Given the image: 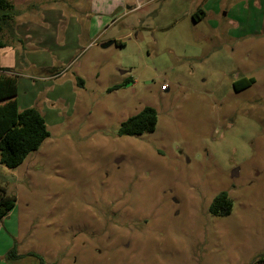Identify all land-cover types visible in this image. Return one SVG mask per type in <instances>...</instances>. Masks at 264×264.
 Masks as SVG:
<instances>
[{
    "label": "rangeland",
    "instance_id": "rangeland-1",
    "mask_svg": "<svg viewBox=\"0 0 264 264\" xmlns=\"http://www.w3.org/2000/svg\"><path fill=\"white\" fill-rule=\"evenodd\" d=\"M91 1L80 4L81 41L71 45L70 18L67 50L25 49L24 70L9 73L19 109L36 108L50 136L19 167L0 164L17 198L0 221V264H38L30 253L46 264L257 263L264 35L252 33L264 0ZM199 6L207 13L194 22ZM111 41L124 45L102 47ZM146 107L155 131L120 136ZM221 192L233 209L217 217ZM15 243L22 257L9 260Z\"/></svg>",
    "mask_w": 264,
    "mask_h": 264
},
{
    "label": "trees",
    "instance_id": "trees-1",
    "mask_svg": "<svg viewBox=\"0 0 264 264\" xmlns=\"http://www.w3.org/2000/svg\"><path fill=\"white\" fill-rule=\"evenodd\" d=\"M14 4L8 0H0V52L6 46L3 40L5 31L13 35L16 18L21 14ZM205 12L198 9L193 15L194 21L203 19ZM124 45L123 42H115ZM8 68L0 66V164L8 169H15L22 165L30 153L37 151L44 141L50 136L44 116L36 108L19 109L18 77L9 75ZM129 81H127L128 83ZM254 80H249L253 84ZM83 86L84 82L79 80ZM158 123V113L152 107L144 108L122 123L119 129L120 136H139L144 133L154 132ZM17 198L9 194L6 187L0 184V221L8 216L15 208ZM233 209V201L227 192H221L215 197L210 206V212L214 216L230 215ZM29 256L38 260V264H46L38 254L30 253ZM17 243L8 254L9 260L19 259ZM264 264V255L257 263Z\"/></svg>",
    "mask_w": 264,
    "mask_h": 264
},
{
    "label": "crops",
    "instance_id": "crops-1",
    "mask_svg": "<svg viewBox=\"0 0 264 264\" xmlns=\"http://www.w3.org/2000/svg\"><path fill=\"white\" fill-rule=\"evenodd\" d=\"M8 1L12 2L15 8L22 13L15 20L13 35L9 31H5L3 34V37L5 36L3 40L6 46L0 52V66L2 68H8L11 70V72L15 73H20L24 70L22 68V62L19 60V58L25 49L42 52V54L52 50H67L68 46L65 47L64 43H60L59 35H61V25L66 23V21L70 18L73 22L75 21L78 27V34L75 37L72 35V39L70 40L72 42L71 45H73V42L76 43L81 41L83 34L80 32H84L85 24L81 21V14L84 10V7H82L80 4L82 3L83 6L86 4L87 10H89L91 8V3H93L91 0ZM142 2L147 5L153 2V0H142ZM75 8L79 9L80 11H69L74 10ZM198 9H202V7L199 6L194 12H192V19L193 15L198 12ZM206 13L207 11L205 12V16ZM88 15L89 13L87 12L85 16ZM261 26L262 27L259 26L258 30L252 34L255 36L264 35V24ZM88 30L89 28L87 31Z\"/></svg>",
    "mask_w": 264,
    "mask_h": 264
},
{
    "label": "water",
    "instance_id": "water-1",
    "mask_svg": "<svg viewBox=\"0 0 264 264\" xmlns=\"http://www.w3.org/2000/svg\"><path fill=\"white\" fill-rule=\"evenodd\" d=\"M114 43H115V42L111 41V42H108V43L104 44L102 47H103V48H107V47L113 45Z\"/></svg>",
    "mask_w": 264,
    "mask_h": 264
},
{
    "label": "built area",
    "instance_id": "built-area-1",
    "mask_svg": "<svg viewBox=\"0 0 264 264\" xmlns=\"http://www.w3.org/2000/svg\"><path fill=\"white\" fill-rule=\"evenodd\" d=\"M10 75V74H9Z\"/></svg>",
    "mask_w": 264,
    "mask_h": 264
}]
</instances>
